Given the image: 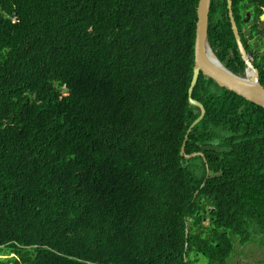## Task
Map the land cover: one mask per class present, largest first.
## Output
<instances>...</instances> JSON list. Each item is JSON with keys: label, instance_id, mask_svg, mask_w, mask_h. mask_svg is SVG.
Instances as JSON below:
<instances>
[{"label": "trees", "instance_id": "trees-1", "mask_svg": "<svg viewBox=\"0 0 264 264\" xmlns=\"http://www.w3.org/2000/svg\"><path fill=\"white\" fill-rule=\"evenodd\" d=\"M197 4L0 0V246L33 264H223L231 236L264 230V109L200 74L187 132Z\"/></svg>", "mask_w": 264, "mask_h": 264}, {"label": "water", "instance_id": "water-1", "mask_svg": "<svg viewBox=\"0 0 264 264\" xmlns=\"http://www.w3.org/2000/svg\"><path fill=\"white\" fill-rule=\"evenodd\" d=\"M211 0H198L195 9L197 20L194 40V67L191 85L188 90L189 103L200 109L198 118L205 114L204 106L192 97L199 75L212 79L219 87L234 92L243 99L264 108V86L259 79L258 69L248 57L246 50L235 33L238 53L244 63L243 74H236L226 68L213 53L208 40V21ZM203 158L204 156L200 154ZM188 157V156H187Z\"/></svg>", "mask_w": 264, "mask_h": 264}, {"label": "flooded vegetation", "instance_id": "flooded-vegetation-1", "mask_svg": "<svg viewBox=\"0 0 264 264\" xmlns=\"http://www.w3.org/2000/svg\"><path fill=\"white\" fill-rule=\"evenodd\" d=\"M211 31L215 33L212 45L219 48L227 37L238 51L237 33L252 63L264 69V0H211L208 40ZM250 257L253 264H264V254L253 251Z\"/></svg>", "mask_w": 264, "mask_h": 264}, {"label": "clouds", "instance_id": "clouds-1", "mask_svg": "<svg viewBox=\"0 0 264 264\" xmlns=\"http://www.w3.org/2000/svg\"><path fill=\"white\" fill-rule=\"evenodd\" d=\"M211 8V5H210ZM89 32H91V30H88ZM39 37L40 39L35 43L36 48L39 50L41 48L44 47L45 45V37L46 36V30L43 28L40 30L39 32ZM211 46V45H210ZM212 48V46H211ZM213 51V49H212ZM214 53V51H213ZM215 54V53H214ZM216 55V54H215ZM217 57V56H216ZM218 58V57H217ZM219 59V58H218ZM220 61V60H219ZM222 63V61H220ZM223 64V63H222ZM224 65V64H223ZM225 66V65H224ZM226 67V66H225ZM227 68V67H226ZM259 73V71H258ZM238 74V73H236ZM242 75V74H240ZM260 79V76H259ZM54 87L56 88L58 94H62L67 96L68 95V89H70L68 83L59 80V79H52ZM213 81V80H212ZM215 83V82H214ZM216 84V83H215ZM217 85V84H216ZM218 86V85H217ZM219 87V86H218ZM222 88V87H220ZM225 89V88H224ZM227 90V89H226ZM231 92V91H230ZM234 93V92H233ZM30 96L33 97V93H29ZM197 100V99H195ZM199 101V100H197ZM247 101V100H246ZM201 103V101H199ZM249 102V101H248ZM252 103V102H251ZM202 104V103H201ZM254 104V103H253ZM203 105V104H202ZM256 105V104H255ZM204 106V105H203ZM258 106V105H257ZM196 107V106H195ZM198 108V107H197ZM205 108V107H204ZM199 109V108H198ZM264 109V108H263ZM200 111V109H199ZM206 111V108H205ZM206 113V112H205ZM200 115V114H199ZM199 117V116H198ZM205 117V114L202 118H197L192 124L191 126L188 128L187 132H189L191 130V128L196 125L198 122H201ZM189 155L190 156H193ZM209 169H207V173H208ZM209 175V173L207 174V176ZM201 201V199H200ZM209 202L206 201V203H204L202 206L203 208L201 209V223H199L196 227L198 228H203V227H208L211 224L210 218L208 217L211 210L213 209V207L208 204ZM203 209L207 210L206 214H203ZM249 215H242V219L243 218H247ZM205 219L203 222L202 220ZM193 222L192 217L187 219L186 222V230H185V234L186 237H188L189 235V231H191L190 224ZM201 227H199V225H201ZM193 225V224H192ZM263 227L260 225V223H256L253 226L250 227V231H246L244 232V235H239L238 233L234 234L233 236H231V241H232V250L229 252V255L224 259L223 264H253V260L250 257L251 252L255 251L259 254H264V242H259L256 245H249L247 242L250 241V237L252 235V233H256L257 235H261L264 238V230L262 229ZM236 236H239L238 238ZM245 245V247H244ZM8 246L6 245H2L0 246V254L1 253H6L8 256H2L0 255V261H4V264H16V263H21V264H33L34 261L36 260L35 256H33L34 261L33 262H24L22 261L21 258L18 257V255L14 252H11L10 249L7 248ZM37 247V246H36ZM26 249H28L27 247H25ZM15 259V261L13 260ZM207 259H205L206 261ZM208 262L206 264H219V262L217 261V259L214 260H207Z\"/></svg>", "mask_w": 264, "mask_h": 264}, {"label": "rangeland", "instance_id": "rangeland-1", "mask_svg": "<svg viewBox=\"0 0 264 264\" xmlns=\"http://www.w3.org/2000/svg\"><path fill=\"white\" fill-rule=\"evenodd\" d=\"M237 238L239 237V236H236ZM259 242H264V238L261 236V235H257L256 236V233H252V235H251V237H250V241L249 242H247L249 245H256L257 243H259ZM244 247H245V245H244ZM0 255H2V256H8L6 253H1ZM205 259H203V258H200V260H199V264H205Z\"/></svg>", "mask_w": 264, "mask_h": 264}]
</instances>
